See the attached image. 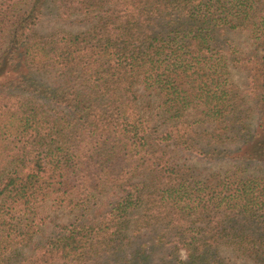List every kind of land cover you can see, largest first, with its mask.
I'll return each instance as SVG.
<instances>
[{
    "label": "trees",
    "instance_id": "trees-1",
    "mask_svg": "<svg viewBox=\"0 0 264 264\" xmlns=\"http://www.w3.org/2000/svg\"><path fill=\"white\" fill-rule=\"evenodd\" d=\"M48 13L86 26L42 33ZM109 194L23 252L50 204L86 214ZM158 255L264 264V0H0V264Z\"/></svg>",
    "mask_w": 264,
    "mask_h": 264
},
{
    "label": "rangeland",
    "instance_id": "rangeland-1",
    "mask_svg": "<svg viewBox=\"0 0 264 264\" xmlns=\"http://www.w3.org/2000/svg\"><path fill=\"white\" fill-rule=\"evenodd\" d=\"M86 25L82 22H63L57 18L55 14L48 13L44 18L39 22L38 29L42 33H48L55 28L64 27L69 30H78L84 28ZM232 39L235 40L236 44L240 48L242 52H249L252 50V46L250 44V40H247V36L243 34L234 33L232 34ZM229 72L231 74L232 80L240 86L241 89H244V83L246 82V75L241 70L234 68L232 65L228 67ZM41 79H45L46 81H51L50 78L42 77ZM192 117V115H191ZM193 119H196L193 117ZM257 123V115L253 118V124ZM230 147H234L233 144H229ZM181 157L189 162L190 164L195 165L204 175H208L212 172H224L225 170L231 167V162L228 160L209 162L204 160H199L195 156H191L187 153H182ZM260 171L256 168V165L253 164L250 167V170L246 171V174L256 175ZM114 194H109L104 196L101 200H99L91 211H88L86 214L83 212H77L72 214L69 210L66 209H52L51 204L46 208L47 218L43 225L42 232L39 233L33 240L32 244L23 249L25 254H29L33 251V249L44 242L46 238L53 234L56 230L58 231L61 226L67 225L72 221L80 218L84 221H89L93 219L95 216L99 215V213L106 207L107 203L114 197ZM83 214V215H82ZM181 256L184 257V251H181ZM159 255L153 258V263L156 264L160 262Z\"/></svg>",
    "mask_w": 264,
    "mask_h": 264
}]
</instances>
